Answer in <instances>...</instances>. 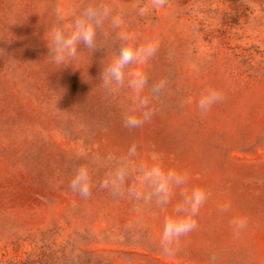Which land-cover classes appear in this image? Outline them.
<instances>
[{
  "label": "rangeland",
  "instance_id": "1",
  "mask_svg": "<svg viewBox=\"0 0 264 264\" xmlns=\"http://www.w3.org/2000/svg\"><path fill=\"white\" fill-rule=\"evenodd\" d=\"M100 6L119 28L47 57ZM0 264H264V0H0Z\"/></svg>",
  "mask_w": 264,
  "mask_h": 264
},
{
  "label": "clouds",
  "instance_id": "2",
  "mask_svg": "<svg viewBox=\"0 0 264 264\" xmlns=\"http://www.w3.org/2000/svg\"><path fill=\"white\" fill-rule=\"evenodd\" d=\"M162 5L163 0H157ZM74 19L69 30L65 31L59 27H53L48 34L47 47L50 58L58 65L66 64L69 60L75 59L81 46L86 49H94L96 43L97 29L103 22L111 17V10L106 6L87 7L83 10L70 13ZM113 27L119 28L121 20L119 17H111ZM126 35L121 34V39H126ZM135 57L129 49L121 48L120 54L110 64L102 68L101 79L105 87H111L113 83L121 84L123 82V69L133 62ZM140 86L146 82L141 80ZM223 94L217 90H208L202 95L199 101V108L202 112H207L213 105L222 102ZM147 113L145 116L147 117ZM141 121L135 118H127L128 126H138ZM69 187L74 193L81 197H89L91 194V179L86 168H79L73 175ZM238 229L245 225L243 221L236 222ZM180 232H177L179 235Z\"/></svg>",
  "mask_w": 264,
  "mask_h": 264
}]
</instances>
